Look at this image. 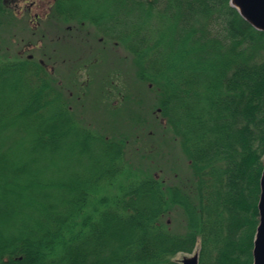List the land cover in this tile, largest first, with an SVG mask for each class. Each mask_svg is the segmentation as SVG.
<instances>
[{"label": "trees", "instance_id": "obj_1", "mask_svg": "<svg viewBox=\"0 0 264 264\" xmlns=\"http://www.w3.org/2000/svg\"><path fill=\"white\" fill-rule=\"evenodd\" d=\"M22 15L89 22L128 82L67 90L3 34ZM155 127L189 174H159ZM263 165L264 31L230 0H0V264H252Z\"/></svg>", "mask_w": 264, "mask_h": 264}, {"label": "rangeland", "instance_id": "obj_2", "mask_svg": "<svg viewBox=\"0 0 264 264\" xmlns=\"http://www.w3.org/2000/svg\"><path fill=\"white\" fill-rule=\"evenodd\" d=\"M53 18L50 21L45 20L41 26L32 31L27 24V16L22 15L21 18L12 19L3 34L5 36L8 35L13 42H16L17 48L27 39L32 42L41 43V48L36 47L31 51H27L28 56L31 54L33 60H36L39 64L41 62L44 64L47 63L48 68L46 69L48 71L51 70V73L49 72L50 77L57 80L61 85L66 82L65 84L67 86L65 88L67 90L74 87L76 83L79 86L81 80L88 81L87 78L89 76L91 77V82L98 84L99 87V83L105 72L115 66L121 67V70L117 74L119 75L120 73L121 78L125 77L126 79V68L127 70L129 69L131 66L130 63L128 62L125 65V61H119L115 50H111L109 46L106 47L107 43L100 39L92 24L89 22H71L68 24L56 20L55 16ZM94 55H98V63L96 64L94 62L97 60L95 58L93 61L94 65L90 63L86 64V62L92 61ZM87 72H90L88 77ZM125 82H128L127 79ZM83 87L85 88L87 86L85 85ZM91 87L88 93L91 92ZM94 91L93 89L86 98L88 102H91L92 107H87L85 114L91 121L96 120L97 124L102 122L107 123L111 116L101 109L99 100H94L97 97ZM74 106L77 108L76 105ZM152 121L153 119L151 118L149 122ZM149 129L151 128L149 127ZM159 129L155 127L156 135H154V140L151 141L154 149V151H151L153 153L152 160L155 161L159 174L166 177L176 176L177 174L181 176L189 174V169L183 162L184 157L180 146L171 141L166 142L168 141V136L164 133L160 134L158 132ZM133 153L132 150H129L127 156L130 158L135 157ZM198 249V246H196L189 254H192ZM182 254L184 253L178 254L176 258L179 260Z\"/></svg>", "mask_w": 264, "mask_h": 264}, {"label": "water", "instance_id": "obj_3", "mask_svg": "<svg viewBox=\"0 0 264 264\" xmlns=\"http://www.w3.org/2000/svg\"><path fill=\"white\" fill-rule=\"evenodd\" d=\"M230 4L254 28L264 31V0H230ZM259 187L258 223L253 238L252 264H264V165L259 179ZM179 261L181 264H198V250L192 254H182Z\"/></svg>", "mask_w": 264, "mask_h": 264}]
</instances>
